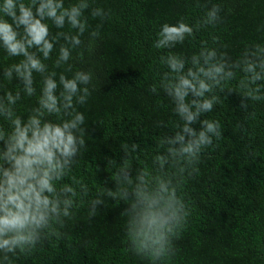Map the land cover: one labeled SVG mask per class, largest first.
Instances as JSON below:
<instances>
[{
	"label": "clouds",
	"instance_id": "clouds-1",
	"mask_svg": "<svg viewBox=\"0 0 264 264\" xmlns=\"http://www.w3.org/2000/svg\"><path fill=\"white\" fill-rule=\"evenodd\" d=\"M209 3L195 24L163 23L152 43L165 50L159 65L166 70L159 89L153 85L151 91L171 101L175 130L160 138L156 154L145 153L150 166L135 164L139 143L120 144L121 161L108 160L112 186L93 189L75 169L87 149L80 109L95 91V74L74 70L72 61H83L100 38L102 25L93 28L89 20L103 22L110 10L96 0H0V51L18 58L0 70V264H14L19 254L59 238L82 205L91 218L107 201L125 205L121 214L132 254L147 264H171L191 214L182 187L199 173L204 151L223 137L219 120L202 117L221 103L224 90L242 97L245 112L252 102H264V43L246 45L236 60L207 41L191 56L172 51L222 21L221 6ZM257 30L264 32V24ZM13 81L18 87L7 88ZM33 97L26 116L19 114L18 103Z\"/></svg>",
	"mask_w": 264,
	"mask_h": 264
},
{
	"label": "trees",
	"instance_id": "trees-1",
	"mask_svg": "<svg viewBox=\"0 0 264 264\" xmlns=\"http://www.w3.org/2000/svg\"><path fill=\"white\" fill-rule=\"evenodd\" d=\"M211 3L221 6L222 21L201 29L172 51L191 56L207 41L236 60L246 45L264 43V32L257 30L264 24V0ZM96 5L110 10V18L89 20L93 28L102 25L100 38L91 53L85 52L83 61L78 57L72 61L74 70L91 69L95 74V91L80 109L87 120V149L75 169L93 189L112 186L108 160L121 161L120 144L139 143L135 164L150 166L145 153L156 154L160 138L175 130L178 117L171 101L162 91H151L153 85L159 89L160 73L166 70L159 65L165 50L154 49L152 43L163 23L183 19L195 24L210 3L96 0ZM51 31L54 34L57 29L51 27ZM213 36L218 38L216 45ZM17 59L0 51V70ZM6 87L15 89L18 84L13 81ZM220 95L221 103L202 119L219 120L223 137L204 151L199 173L182 187L191 214L175 241L177 254L171 264H264V102H252L245 112L238 93L224 90ZM34 103V97L23 98L18 113L26 116ZM158 121L162 126L157 127ZM124 206L107 201L89 218L82 205L59 229V238L49 237L32 252L19 254L14 264H147L128 250Z\"/></svg>",
	"mask_w": 264,
	"mask_h": 264
}]
</instances>
